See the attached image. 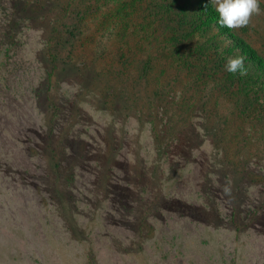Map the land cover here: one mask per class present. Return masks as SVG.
<instances>
[{"label": "rangeland", "instance_id": "1", "mask_svg": "<svg viewBox=\"0 0 264 264\" xmlns=\"http://www.w3.org/2000/svg\"><path fill=\"white\" fill-rule=\"evenodd\" d=\"M208 1L0 0V264H264V0Z\"/></svg>", "mask_w": 264, "mask_h": 264}, {"label": "clouds", "instance_id": "2", "mask_svg": "<svg viewBox=\"0 0 264 264\" xmlns=\"http://www.w3.org/2000/svg\"><path fill=\"white\" fill-rule=\"evenodd\" d=\"M210 4L218 13V24L229 30L249 26L252 17L261 14L260 0H210ZM244 57H229L224 66L230 74L247 75Z\"/></svg>", "mask_w": 264, "mask_h": 264}, {"label": "trees", "instance_id": "3", "mask_svg": "<svg viewBox=\"0 0 264 264\" xmlns=\"http://www.w3.org/2000/svg\"><path fill=\"white\" fill-rule=\"evenodd\" d=\"M173 0H170V2H172ZM210 7L212 6L210 4V0L208 1V3L206 4V7ZM189 31L186 32V38L188 41H197L196 38H195V35L197 34L199 37H204L206 35H209V33L207 34L206 30H205V27H206V21L205 19H203V17L200 16L199 12H192V15L189 16ZM196 35V36H197ZM207 42V41H205ZM241 48H244L242 45H241Z\"/></svg>", "mask_w": 264, "mask_h": 264}]
</instances>
